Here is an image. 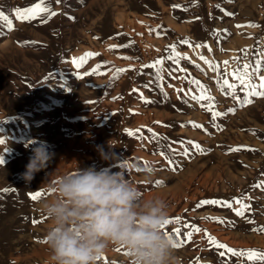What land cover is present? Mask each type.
Instances as JSON below:
<instances>
[{
    "label": "rangeland",
    "instance_id": "1",
    "mask_svg": "<svg viewBox=\"0 0 264 264\" xmlns=\"http://www.w3.org/2000/svg\"><path fill=\"white\" fill-rule=\"evenodd\" d=\"M36 2L0 0V11L13 20L12 30L0 21V139L6 141L0 144V264H37L30 258L46 244L50 227L39 211L47 183L77 167L123 170L144 198L163 199L168 219L181 217L164 227L177 242L194 225L233 249L264 252V231L254 230L264 228V187H254L264 181V97L244 105L223 86L228 79L241 101L248 98L231 73L261 60L264 0H46L57 13L47 22L46 14L30 22L15 18L16 8ZM171 45L187 59H168L175 54ZM89 52L99 55L77 69L72 58ZM160 59L162 66L144 67ZM97 65L104 75H84ZM252 80L260 83L255 74ZM202 87L214 100L192 98ZM209 103L225 114L213 120L202 107ZM129 129L140 131L130 136ZM40 145L54 156L27 184L21 174ZM149 168L150 176L143 171ZM37 191L43 195L33 201ZM241 197L250 205L243 217L219 205L196 207L206 199L240 207L234 198ZM110 248L113 255L107 251L97 264H131L126 249ZM175 256L178 264L197 258V264H264L230 254L222 260L204 231Z\"/></svg>",
    "mask_w": 264,
    "mask_h": 264
},
{
    "label": "clouds",
    "instance_id": "2",
    "mask_svg": "<svg viewBox=\"0 0 264 264\" xmlns=\"http://www.w3.org/2000/svg\"><path fill=\"white\" fill-rule=\"evenodd\" d=\"M53 156L44 145L34 147L21 178L31 184ZM143 171L150 176L152 170ZM45 191L39 211L50 221L46 264H97L110 246L126 249L131 264H178L177 241L164 231L168 205L144 198L123 170L77 167L49 181Z\"/></svg>",
    "mask_w": 264,
    "mask_h": 264
},
{
    "label": "snow or ice",
    "instance_id": "3",
    "mask_svg": "<svg viewBox=\"0 0 264 264\" xmlns=\"http://www.w3.org/2000/svg\"><path fill=\"white\" fill-rule=\"evenodd\" d=\"M57 3L60 2V0H56ZM173 7H180L179 5H174ZM217 7H219L217 5ZM15 13V18L17 20L20 21H33L36 20L37 18L41 17L42 15L46 14V19L43 22H47V19H51V17L57 15V13L55 11H53L51 9V7H49L46 3V0H39V2L34 3L31 7H25L23 9L21 8H16L14 10ZM226 15H233L232 13H225ZM0 21L4 22L5 26L7 27L8 30H12L13 29V20L9 18L8 15H5L3 11H0ZM248 27H258V25L255 24H249L247 25ZM237 27H242V25H238ZM182 43H189L187 40L182 41ZM116 47V46H113ZM127 47V46H125ZM196 47H207L206 45H196ZM170 48L173 50V52L175 53L174 55H170L168 57V59L173 60L175 63H179L180 59H187V57H182L180 55V53L175 52V45H171ZM209 50H211L209 48ZM96 55H99L98 53H85L83 56L76 58L73 57L72 58V63L76 66L77 69L82 68L84 63H86V61ZM124 59H129L128 57H124ZM202 60H204L205 63H209L210 62L205 58V57H201ZM163 59L157 60L155 63L151 64V65H144L145 68H157L158 66H162L163 65ZM225 65L228 63L227 61L224 62ZM264 67V52L261 53V60L256 62V66L253 67L251 64H244L243 65V71H234L231 73V75L240 82V85L243 86V90L246 91V95H247V99H244L243 101H241L240 97L236 95V90H237V85L232 84L229 82L228 79H223V86H226L227 89L231 90V95L233 96V99L237 100L240 103H243L244 105L247 104H251L253 101L251 99V97H264V75H259V72L261 70V68ZM101 68V65H97L96 69H93L92 72H86L84 73V75H104V73L99 72V69ZM249 69H251V71H249ZM213 70H216L215 67ZM118 73H123L125 71H127V69H117L116 70ZM159 71H162V67H160L158 69V74ZM257 75L259 78L260 83L256 84L253 82L252 77L253 75ZM78 78H83L78 76ZM118 78V77H116ZM193 83H196L199 85V81H192ZM259 89V90H258ZM133 91H136L135 89ZM206 90L201 89V95L199 97L193 96V99H196L198 101H212L214 100L213 97H211L210 95L205 94ZM166 95V93H165ZM141 97L143 98V94L141 93ZM145 103H151V101L145 100ZM202 107H205L209 112H211L212 114V118L213 120L216 117L222 116L225 113H221L218 111H213L214 105L209 103L207 105H202ZM229 111H235V109H229ZM159 123V122H157ZM193 123V127H202V125H197L194 122ZM128 131V135L130 136H136L137 133L140 131L139 129L133 131L131 129L127 130ZM149 132L152 133L153 137L156 138L157 134L155 132H153V130L151 128L148 129ZM139 138H143V137H139ZM6 143L5 140L0 139V144H4ZM189 144L192 145L193 147H195L196 149L200 150L201 152L203 151V149L200 148L199 144H194L193 142L189 141ZM250 151H255V149H248ZM174 151V150H173ZM230 151H240V148H234V149H230ZM161 156H165L164 152L159 153ZM184 155H188V152L185 151ZM166 159H168L165 156ZM5 163V158L0 156V164H4ZM148 162L145 161V164H147ZM168 163L169 165H173L174 161H172L171 159H168ZM152 169L149 168V171H151ZM172 170H175V168L173 167ZM157 183L162 184V181H158ZM254 187L257 188H262L264 187V181H261V183L254 185ZM4 191H8L7 189H4ZM31 195V199L33 201H36L37 199L41 198L43 195V192L41 191H37L35 193L30 194ZM234 203L236 205H240V207H234L233 206V202H229L227 200L224 201H220V200H215V199H211V200H202L199 202V204L196 205L197 208L202 207L203 205H219V206H223L226 207L228 209H231L236 216L238 217H243L245 215V211L248 210L250 208V205L245 204L244 203V198L241 197L239 199L234 198ZM206 219H211V220H216L219 223L223 224L226 223L227 221L219 218V217H207ZM181 222V217L177 216L171 219H168L165 222V226L169 225V224H179ZM251 222V221H250ZM32 223H40V221L38 220H33ZM188 228H190L191 230L185 232L183 234V239H181L179 242H177L175 244L176 248L179 247H183L185 243L187 242H191L192 237L194 235V233H200L201 231L205 232L206 238L209 241V243L211 245H213L215 247V250L218 254V257L221 258L222 260L225 259L229 254L231 257H246L248 261H264V252H260L257 250H252V249H248V250H237V249H233L231 247H229L226 244H223L221 242H219L214 236L207 234L206 230H202L199 227H196L194 225H187ZM254 230H258V231H264V228L261 229H254ZM174 232L177 236H181V229L180 228H175ZM171 236V235H170ZM117 251H119L120 249L117 248ZM127 255H130V253H126ZM98 260L101 259V257L97 258ZM199 261V258H197L196 262H193V264H197V262Z\"/></svg>",
    "mask_w": 264,
    "mask_h": 264
},
{
    "label": "bare ground",
    "instance_id": "4",
    "mask_svg": "<svg viewBox=\"0 0 264 264\" xmlns=\"http://www.w3.org/2000/svg\"><path fill=\"white\" fill-rule=\"evenodd\" d=\"M174 198V197H173ZM43 239V238H42ZM41 241V240H40ZM43 241V240H42ZM44 242V241H43ZM38 245V244H37ZM37 247V246H36ZM32 249H33V247H32ZM46 249H47V244H39V247H37V249H35L34 250V253H33V255L31 256V258H30V256H29V258L32 260V261H34L35 263H37V264H39V263H41V264H46L45 263V260H49L48 259V257H47V253L45 252L46 251ZM111 249V248H110ZM48 250V249H47ZM110 251V250H109ZM111 253V254H110ZM110 256L111 255H113L112 254V252L110 251ZM114 253V252H113ZM29 254H30V252H29ZM107 254H108V252H107ZM119 256V255H118ZM28 258V257H27ZM104 257L102 256V259H103ZM113 258V257H112ZM29 259V260H30ZM22 260V259H21ZM29 260H27V261H29ZM104 260V259H103ZM20 261V260H19ZM30 263H31V261H29ZM34 264V263H33ZM98 264H99V262H98Z\"/></svg>",
    "mask_w": 264,
    "mask_h": 264
}]
</instances>
